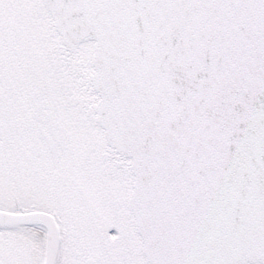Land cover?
<instances>
[{
	"label": "snow or ice",
	"instance_id": "6c2138e0",
	"mask_svg": "<svg viewBox=\"0 0 264 264\" xmlns=\"http://www.w3.org/2000/svg\"><path fill=\"white\" fill-rule=\"evenodd\" d=\"M0 264H264V0H0Z\"/></svg>",
	"mask_w": 264,
	"mask_h": 264
}]
</instances>
